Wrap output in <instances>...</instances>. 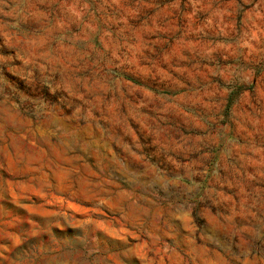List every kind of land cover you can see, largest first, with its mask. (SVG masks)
<instances>
[{
  "label": "rangeland",
  "instance_id": "rangeland-1",
  "mask_svg": "<svg viewBox=\"0 0 264 264\" xmlns=\"http://www.w3.org/2000/svg\"><path fill=\"white\" fill-rule=\"evenodd\" d=\"M0 264H264V0H0Z\"/></svg>",
  "mask_w": 264,
  "mask_h": 264
}]
</instances>
